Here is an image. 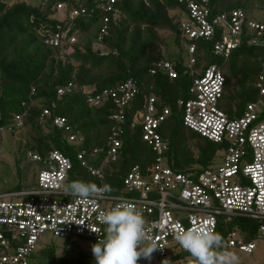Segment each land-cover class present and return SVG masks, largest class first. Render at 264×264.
<instances>
[{
	"label": "built area",
	"instance_id": "2783aa9c",
	"mask_svg": "<svg viewBox=\"0 0 264 264\" xmlns=\"http://www.w3.org/2000/svg\"><path fill=\"white\" fill-rule=\"evenodd\" d=\"M98 1L104 12L99 31L101 40L109 34V23L121 14V9L118 6L120 0ZM176 1L186 7L180 27L188 52L185 65L193 75L190 98L179 99L177 104L182 108L185 126L225 149L223 162L203 170H175L166 155L169 146L161 133L172 110L170 107L160 110L156 106V97L150 95L143 108L134 113L132 126H142V137L150 146L152 163L135 164L123 178L121 194L102 191L94 200L83 201L66 191L73 163L64 152L58 149L44 154L30 151L29 157L39 167L34 185L0 193V264H32L46 233L66 242L85 238L97 243L106 235V225L98 219L100 213L122 201L133 204L143 214L145 230L157 247L154 252L159 264L165 260V264H173L174 256L189 253L175 239L177 226L187 229L194 224H206L218 232L221 223L242 216L257 220L259 228L255 239L264 238V64L256 83L259 97L248 103L240 116H230L219 106L226 84L221 67L213 64L196 73L193 66L196 42L201 39L211 41L216 36L213 51L224 59L230 57L245 37L264 53V9L249 14L242 8H235L213 14L211 0ZM57 7L61 10L67 8V4ZM87 13V8H71L61 20L73 21ZM70 29V25L58 24L56 29H40L39 32L47 44L58 46L77 41ZM104 53L108 54L107 51ZM158 70L171 78L178 77L171 60L158 62L152 72ZM74 89L75 84L70 81L58 87L57 94L60 97ZM83 89L89 92L87 102L90 105L113 101L117 106L112 114L116 124L106 144L108 158L116 161L123 145L120 135L126 121V108L139 93L138 82L129 78L117 87L96 93L92 92V86ZM35 94L36 90L32 88V105ZM52 107L44 108L40 114L43 128H58L69 144H82L84 136L66 117L54 115ZM28 116V109L14 114L12 120L5 123L0 116V139L4 131L16 132L24 128ZM98 152L99 149H94L92 155ZM88 153L85 148L79 150L78 160L92 175L103 178L104 172L89 162ZM255 239L248 242L240 230L234 229L227 233L225 245L252 253L256 247Z\"/></svg>",
	"mask_w": 264,
	"mask_h": 264
},
{
	"label": "trees",
	"instance_id": "16d2710c",
	"mask_svg": "<svg viewBox=\"0 0 264 264\" xmlns=\"http://www.w3.org/2000/svg\"><path fill=\"white\" fill-rule=\"evenodd\" d=\"M120 0L121 14L109 23V34L99 39L104 12L98 0H0V116L2 123L12 120L13 115L28 109L25 127L30 126L34 134L30 136L31 150L46 153L53 149L64 152L72 161L70 183L73 181L94 182L97 186H110L109 194L123 192V178L135 164L143 166L152 163L150 146L143 140L142 126H132L134 113L142 109L147 97H156V106L162 110L170 107L172 112L161 127V133L168 143L166 155L170 165L178 171L203 170L214 163L222 146L201 136L184 125L179 99H188L193 75L181 59L171 60L178 71L177 78H171L158 70H152L161 60L164 38L160 30H171L177 42L183 43L180 18L185 5L176 0ZM66 3L71 8H87L88 13L73 21L54 16L59 11L57 5ZM213 14L242 8L253 13L264 9V0H211ZM67 12V15H68ZM58 24L70 25V33L75 34L74 43L63 42L51 46L45 42L40 29H56ZM217 36L211 41L198 40L193 65L196 73H201L210 65H218L226 76V84L221 102L222 108L230 116H240L248 103L257 100L259 91L257 80L263 71L264 53L260 47L252 45L247 37L234 49L228 59L213 51ZM98 46V47H95ZM107 51L108 54L104 52ZM129 78L137 80L139 93L126 108V121L120 138L123 145L119 158L111 161L107 154V141L116 122L112 114L116 104L108 101L98 106L87 102L89 92L83 88L94 87L93 93L104 88H114ZM72 81V93L58 96V87ZM35 88V104L30 95ZM55 103V107H52ZM46 107H52L56 116L66 117L70 124L83 136L82 144H69L62 130L43 128L39 117ZM221 108V107H220ZM264 117V113H263ZM87 149L88 160L95 167L104 170V177L91 174L77 158L81 149ZM94 149L99 152L92 155ZM34 182L26 185L32 187ZM23 187L17 186L15 189ZM259 222L237 216L221 223L218 232L225 245L230 230L239 229L248 242L257 237ZM72 241V251L77 249ZM223 250V249H221ZM39 258L48 264H95L94 256L86 252L79 256L65 253L57 255L55 246L40 251ZM37 254H34L33 258ZM190 255L185 253L182 256ZM187 264H196L189 258Z\"/></svg>",
	"mask_w": 264,
	"mask_h": 264
},
{
	"label": "clouds",
	"instance_id": "9594fccd",
	"mask_svg": "<svg viewBox=\"0 0 264 264\" xmlns=\"http://www.w3.org/2000/svg\"><path fill=\"white\" fill-rule=\"evenodd\" d=\"M110 190L108 185L100 188L94 182L80 180L66 188L83 201H92L100 192ZM98 219L106 225V235L92 246L95 264H138L141 257L151 259L157 247L145 230L143 214L133 204L119 202L111 210L101 212ZM92 230L100 233L98 229ZM175 239L196 264H238V256L226 250L222 236L206 224H194L187 229L177 226Z\"/></svg>",
	"mask_w": 264,
	"mask_h": 264
},
{
	"label": "rangeland",
	"instance_id": "374dc122",
	"mask_svg": "<svg viewBox=\"0 0 264 264\" xmlns=\"http://www.w3.org/2000/svg\"><path fill=\"white\" fill-rule=\"evenodd\" d=\"M28 1L33 2L34 0ZM260 11L262 12V9ZM67 12V8H63L54 17L62 19L67 15ZM159 33L165 40L162 47L165 58L168 60L181 59L187 63L188 52L185 39L182 37L183 43L177 42L176 34L171 30H160ZM95 47L98 46L95 45ZM226 103V100L220 101L219 106L224 108ZM32 134H34V131L31 130L30 126H26L16 132H3L0 139V193L14 190L17 186L25 187L33 183L36 178L39 167L29 157L31 151L29 140ZM224 156L225 149H219L212 166L217 167L220 165L223 162ZM102 171L104 172V170ZM75 240L78 247L75 251H72L73 240L66 242L62 238L54 237L52 234L46 233L40 242V247L35 253L37 254L36 257L32 259V264H48L45 259L43 260V258L39 257L41 256L40 251L50 246H55L57 255L59 256L63 255L64 252L72 256H79L83 252L93 255L92 246L96 244L95 241L85 238H76ZM255 243L256 247L252 253L241 251L238 247L224 246L226 250L234 252L238 256V264H264V238L261 240L255 239ZM189 258H192L191 254L186 256L176 255L174 256L173 264H187ZM138 264H159V259L155 252H153L150 260L141 257Z\"/></svg>",
	"mask_w": 264,
	"mask_h": 264
}]
</instances>
